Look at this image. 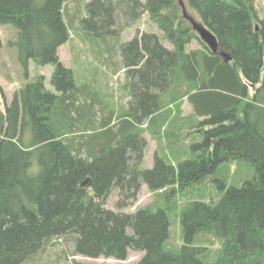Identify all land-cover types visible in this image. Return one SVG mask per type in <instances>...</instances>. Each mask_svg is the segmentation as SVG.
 I'll return each instance as SVG.
<instances>
[{
    "label": "trees",
    "instance_id": "obj_1",
    "mask_svg": "<svg viewBox=\"0 0 264 264\" xmlns=\"http://www.w3.org/2000/svg\"><path fill=\"white\" fill-rule=\"evenodd\" d=\"M73 1L0 0V23L17 30L22 61L54 65L56 90L40 76L9 103L0 86V264H25L60 239L71 242L73 257L127 261L135 251L145 253L139 264H264V17L257 1L182 0L218 52L185 18L180 0H84L76 23L67 9ZM145 14L160 34L119 45L116 72L126 74L129 101L118 116L101 117L98 92L77 85L59 50L73 30L119 38L121 19L133 25ZM194 42L199 49L189 50ZM171 92L178 97L166 108ZM185 100L193 110L187 117ZM170 104L178 107L170 111ZM173 119L186 131L168 136L184 141V152L173 160L157 151L154 167L143 168L146 134ZM243 162L251 175L228 186L221 169ZM211 181L222 195L186 201L184 244L171 246L177 197ZM145 185L161 193L155 204L131 214L107 208L115 190L125 208ZM215 238L221 248L214 251Z\"/></svg>",
    "mask_w": 264,
    "mask_h": 264
},
{
    "label": "rangeland",
    "instance_id": "obj_2",
    "mask_svg": "<svg viewBox=\"0 0 264 264\" xmlns=\"http://www.w3.org/2000/svg\"><path fill=\"white\" fill-rule=\"evenodd\" d=\"M84 0H75L67 5L68 16L75 18V23L78 18L84 15ZM143 2L145 0H142ZM257 7L262 17H264V0H256ZM86 15V5H85ZM194 12L192 16H194ZM121 27V28H120ZM120 28V29H119ZM118 29L120 31L119 38L108 37L107 39H93L78 29L71 31L70 41L62 46L59 50V55L62 61L76 73L77 85H81L82 82L90 83L91 87L98 92L99 98L104 104L103 114L112 116H118L122 109H125L127 102L129 101V95L126 89V74L119 68L120 55L119 45L125 44L135 37L144 33H158L160 34L157 27L151 22L150 16L145 14L142 19L133 25H126V21L121 19L119 21ZM17 30L10 24L4 25L0 23V40L3 46L0 48V86L2 87L7 101L10 103L13 99L15 92L21 88H24L28 83L36 80L40 76L46 78V86L52 92L56 93L55 88L51 84V78L55 73L54 65H47L40 67L36 65L33 60L28 62L26 66L22 61L17 46L15 45L18 39ZM169 48H172L170 44H167ZM200 45L194 42L190 45L189 50H197ZM113 54L114 58L109 59V56ZM117 64V65H116ZM121 69V70H120ZM178 97L175 92L168 93L164 96V106L168 107V103ZM0 104L3 105L2 95H0ZM182 105V113L184 117L193 114L191 106L185 100L180 102ZM170 111L176 110L178 105L170 104ZM176 114L173 113L174 117ZM171 117V118H172ZM99 125V123H98ZM186 127L177 120L173 119L169 122L163 121L156 126L155 129L150 130L146 134L148 141V147L146 149V158L143 164V168L152 169L155 165V156L157 151L162 155L168 156L170 159L176 160L181 153L184 152L182 143L184 141H176L173 137L168 134L176 133L184 136ZM190 136V131L186 133ZM186 141L185 143H188ZM253 171L252 165L243 162L239 165H229L221 169V176L224 173L230 176V182L228 186L233 184L232 181L241 182L245 178L251 175ZM229 178V177H228ZM216 184L211 181L200 188H197L195 192L180 193L177 197V204L171 214V246L183 245V227L181 223V210L183 204L189 200H195L194 197L199 196H210L205 201L213 202L219 199V192L214 189ZM160 196V197H159ZM161 198V193H154L145 185L143 186L137 200L131 201L127 207L120 208L118 206L120 202L119 191L115 190L110 196L107 202V208L116 212L124 213H136L138 210L155 204ZM204 198H197L196 200H203ZM160 201V200H159ZM205 242L196 241L195 246H205ZM208 245V244H207ZM209 247L211 245H208ZM214 251L221 248L220 241L215 238L214 245L211 247ZM73 246L70 241L60 239L54 241L53 244L48 246L38 256L33 257L25 264H71L74 260L86 263V264H139L144 258L145 253L131 251L129 259L127 261H120L115 259L106 258H86V257H73ZM217 255L213 256L214 258Z\"/></svg>",
    "mask_w": 264,
    "mask_h": 264
},
{
    "label": "water",
    "instance_id": "obj_3",
    "mask_svg": "<svg viewBox=\"0 0 264 264\" xmlns=\"http://www.w3.org/2000/svg\"><path fill=\"white\" fill-rule=\"evenodd\" d=\"M180 4L183 7V13L185 18L191 22L194 30H196L199 33V35L202 37L203 40H205L208 44L212 46L215 52H218V45L216 42H214L213 36L203 26H201L198 22H196L193 17H191L188 14L187 8L182 0H180ZM223 56L225 57L226 62H230L232 60V58L226 54Z\"/></svg>",
    "mask_w": 264,
    "mask_h": 264
}]
</instances>
